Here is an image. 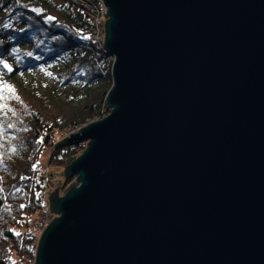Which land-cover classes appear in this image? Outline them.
<instances>
[{
	"label": "water",
	"instance_id": "water-1",
	"mask_svg": "<svg viewBox=\"0 0 264 264\" xmlns=\"http://www.w3.org/2000/svg\"><path fill=\"white\" fill-rule=\"evenodd\" d=\"M102 2L111 111L36 264H264V0Z\"/></svg>",
	"mask_w": 264,
	"mask_h": 264
},
{
	"label": "trees",
	"instance_id": "trees-1",
	"mask_svg": "<svg viewBox=\"0 0 264 264\" xmlns=\"http://www.w3.org/2000/svg\"><path fill=\"white\" fill-rule=\"evenodd\" d=\"M101 7L102 0H0V59L13 68L0 65V73L15 89L0 99V264H36L48 208L37 178L42 153L53 145L50 162L66 167L77 151L56 142L110 112L112 59L96 29ZM51 67L57 85L41 84L36 73Z\"/></svg>",
	"mask_w": 264,
	"mask_h": 264
},
{
	"label": "rangeland",
	"instance_id": "rangeland-1",
	"mask_svg": "<svg viewBox=\"0 0 264 264\" xmlns=\"http://www.w3.org/2000/svg\"><path fill=\"white\" fill-rule=\"evenodd\" d=\"M102 4H103V2H102ZM99 17L102 20H100V21L97 20V23H96V29L100 33V36H97V39H101L102 43H103V39L105 37V22L108 19L107 16L105 15V12H104V6H102L101 9H100ZM110 58L112 59V64H113V57L110 56ZM54 71H55V68L51 67V69H49L48 71H39L38 73H36V77H37L38 81H40L41 84L54 86V85H57V83L55 82V80H54V78L52 76V73H54ZM49 73H50V75H49ZM112 85H113V83H112ZM112 85H111V87H112ZM61 89H63V88H61ZM110 111H111V109H110ZM93 121H95V120H93ZM93 121L91 120V122H93ZM91 122H89V123H91ZM88 124H86V125H88ZM86 125H84V126H86ZM78 130H75V131H73L71 133L77 132ZM70 134L66 135L64 138L70 136ZM64 138L60 139L58 142H60ZM58 142H56V144ZM87 144H88V141H84V142H81L79 144L63 145V146H60V147L72 146L73 145V146H75V149L77 151V155L80 156L82 154V152L86 149ZM53 151H54V147H53V145H50V146H48L47 151H44L42 153V155L40 157V167H39L38 177H37L38 180L41 181L45 185L44 202H47L49 205H50L49 196L58 186L61 187L60 188V195L63 196V195H65L68 192L67 188L73 182H75L76 179H77V177L75 176V177H72V178L67 180L65 175H64L65 168L70 163L66 167H63L61 165L54 164V163L50 162L49 159H50L51 154L53 153ZM55 217H57V215L51 212L50 206H48V208L46 207V210H45L44 214L42 215V217L39 220V225H40V228L38 230L39 231V237H40L41 233L43 232V230L48 226V224ZM37 227H39V226H37ZM16 230L25 231V230H27V228L22 227V228H17Z\"/></svg>",
	"mask_w": 264,
	"mask_h": 264
},
{
	"label": "snow or ice",
	"instance_id": "snow-or-ice-1",
	"mask_svg": "<svg viewBox=\"0 0 264 264\" xmlns=\"http://www.w3.org/2000/svg\"><path fill=\"white\" fill-rule=\"evenodd\" d=\"M35 11L39 12L41 10L40 9H35ZM46 19L49 20V21H51V20H53L55 18L52 17V16H48V17H46ZM4 27H8V25H4ZM84 38L85 39H89V37H87V36H85ZM15 51H18V50L17 49H13V52H15ZM29 55H31V53H29ZM0 65H2L3 68L7 70V72H12L13 71L12 66L6 60H4V59H0ZM49 75H50V73H49ZM4 91H7L9 93H14L15 92V89L12 86H10V85H8V84H6V83L3 82L2 73H0V99H3L4 98L3 95H2V93ZM16 98L19 99V97H16ZM0 126H2V125H0ZM8 127H12V125L11 124H8ZM33 167H35V165ZM2 190L3 189H0V191H2ZM20 207L21 208H24L25 205L24 204H21ZM11 231H14V230H11ZM14 234L16 236H20L21 235L19 232H15V231H14ZM0 235H2V233H0ZM11 264H16V261L15 260H12L11 261Z\"/></svg>",
	"mask_w": 264,
	"mask_h": 264
},
{
	"label": "built area",
	"instance_id": "built-area-1",
	"mask_svg": "<svg viewBox=\"0 0 264 264\" xmlns=\"http://www.w3.org/2000/svg\"><path fill=\"white\" fill-rule=\"evenodd\" d=\"M102 6H104L103 4H102ZM104 12H106V7H104ZM46 205H48L49 206V204L46 202ZM42 224V223H41Z\"/></svg>",
	"mask_w": 264,
	"mask_h": 264
}]
</instances>
